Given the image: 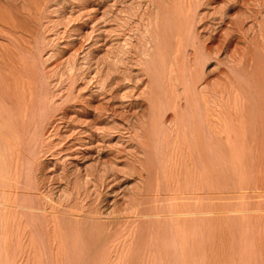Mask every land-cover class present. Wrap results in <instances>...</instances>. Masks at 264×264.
Segmentation results:
<instances>
[{"label":"bare ground","instance_id":"bare-ground-1","mask_svg":"<svg viewBox=\"0 0 264 264\" xmlns=\"http://www.w3.org/2000/svg\"><path fill=\"white\" fill-rule=\"evenodd\" d=\"M103 1L0 0V264H264V0Z\"/></svg>","mask_w":264,"mask_h":264},{"label":"rangeland","instance_id":"rangeland-1","mask_svg":"<svg viewBox=\"0 0 264 264\" xmlns=\"http://www.w3.org/2000/svg\"><path fill=\"white\" fill-rule=\"evenodd\" d=\"M104 3H106V4H108V0H104L103 1ZM69 3V4H68ZM71 1H67V5H68V7H70L71 6ZM142 7L144 6V7H146L148 4L147 3H145V5H144V3H143V1H142ZM74 6H75V4H74ZM137 8V7H136ZM103 15V13L101 14H99V17H100V19H99V22L100 23H98V22H96V23H94V25L95 24H97L98 26H96L95 25V29H94V31H92L91 33H90V35H89V31H91V28H89L88 27V29L86 30L87 32H88V34H86V35H88L87 36V39L85 40V39H81L80 37H76V43H75V50H74V52H75V54L77 53V55H75V58H74V61H75V63L77 62V66H78V63H79V66H80V68H79V66H78V68L77 67H75V72H77L78 73V75H77V77H78V79L80 80L81 79V73H83V72H85L86 71V69H87V71H86V73L88 72V73H91L90 75L93 77L95 74H93V71H96L95 69H97V64H94L93 66H92V68L90 67V69H89V66H91L92 64H89V59L91 58V59H94V62H95V60H96V58H98V57H101L102 55H103V53H105V50H107V47H106V45H107V43H108V40H110V37L108 38V36H109V34H108V32H107V28H108V23L106 22H104V19L105 18H103L104 16H102ZM105 21H107V20H105ZM134 24V23H133ZM133 24H131L132 26H134ZM144 24V23H143ZM94 25L92 26V27H94ZM137 25H138V23H137ZM136 25V26H137ZM131 26V27H132ZM144 26V25H143ZM98 27V28H97ZM134 28H135V26H134ZM134 28H132V30H134V32L132 31V35L135 33L136 34V28L134 29ZM144 28H145V26H144ZM104 29H106L105 30V32H104ZM100 31H102V32H100ZM102 34H104V35H102ZM96 36V37H95ZM98 36V37H97ZM133 36H135V35H133ZM132 36V40L134 41V42H136L135 40H137V37L135 36V37H133ZM105 37V38H104ZM136 38V39H135ZM99 39V40H98ZM62 40H63V38H62ZM62 40L60 39L58 42H62ZM98 40V41H97ZM79 41H81L80 43H82V44H80L79 43ZM54 43H56V41L54 42ZM54 43H53V45H51V46H48V47H52L51 49L49 48V49H47V51L49 50V52L52 54V52H55V50H56V53L57 54H59L58 53V51H57V49L56 48H58V47H56V48H54ZM101 43V44H100ZM79 44H80V47H79ZM96 44V45H95ZM77 45V46H76ZM81 45H82V47H81ZM88 45V46H87ZM90 45V46H89ZM60 47H62V46H60ZM55 50H54V49ZM77 48H78V50H77ZM92 48V49H91ZM106 48V49H105ZM91 49V50H90ZM51 50H53L52 52H51ZM95 50V51H94ZM101 50V51H100ZM64 53V55L65 56H69V55H71V54H69L71 51H66V53H65V51H63ZM73 52V53H74ZM92 52V53H91ZM49 53V54H50ZM55 53V55L56 56H58L57 54ZM82 53V54H81ZM87 54H88V56H87ZM91 54V55H90ZM133 54V55H132ZM94 55V56H93ZM131 55H132V57H131V59H132V61H134V59H136L137 57H139L138 55H139V51H137V53H131ZM59 56H61L60 54H59ZM82 56V57H81ZM92 56V57H91ZM49 57V58H48ZM50 57H52V58H50ZM84 57L85 58H89L88 59V63H86L85 62V59H84ZM45 58H46V60H45ZM45 58H44V62L43 63H41V65H42V67L40 66L39 68H40V71H41V68L44 70L45 69V72L47 73V75L49 76V78L47 79V83H49L48 84V86L50 87L49 89L52 91V93H54V95L56 96V97H54V101H58V100H56V98L58 99V98H60L61 96H59V95H61L62 93L64 94V92L65 91H67V88H68V84H69V78L67 77L68 76V72L69 71H71V68H69V66H68V68H69V71H68V69H67V67L65 66L66 65V63L65 64H63V67H62V65H60L61 66V68L59 67V66H57V69H56V63L55 62H57L55 59V56H54V58H53V55L52 56H49V55H47V57L45 56ZM49 60H48V59ZM221 58V57H220ZM217 58H213V59H211V60H208V61H206L207 63V65L205 64V63H203V65H205V66H200V68L202 67L203 69H204V72L206 73L205 75H207V74H211L209 77H214L215 76V74L217 73L218 74V71H219V65H220V63H219V60L217 59ZM48 60V61H47ZM51 61V62H50ZM136 61H137V59H136ZM136 61L134 62V63H136ZM45 62H46V65H45ZM48 62V63H47ZM53 62H54V64H53ZM82 62H83V64L85 65V67H84V65L82 64ZM91 62V61H90ZM92 62H93V60H92ZM217 62V63H216ZM219 63V64H218ZM81 64V65H80ZM217 64H218V66H217ZM45 65V67H43ZM54 65V66H53ZM135 67L134 68H136V65H134ZM65 67H66V69H65ZM137 67L138 68H140V66L139 65H137ZM222 67H224L223 65H221L220 66V68H222ZM218 68V69H217ZM64 69L66 70L65 71V73H66V75H65V73H64ZM76 69H78L77 71H76ZM85 69V70H84ZM137 69V68H136ZM63 70V71H62ZM91 70V71H90ZM217 70V71H216ZM42 72V71H41ZM54 72H57V73H54ZM60 72V73H59ZM203 72V71H202ZM203 72V73H204ZM208 72V73H207ZM216 72V73H215ZM43 73V72H42ZM214 73V74H213ZM55 76H54V75ZM60 74H61V76H60ZM80 74V75H79ZM216 74V75H217ZM51 77V78H50ZM50 79V80H49ZM59 79V80H58ZM82 80H80V82H81ZM94 81V80H93ZM93 81H92V83H91V87L93 88L94 86H95V84L93 83ZM51 82V83H50ZM52 84V85H51ZM63 86V87H62ZM52 87V88H51ZM61 88V89H60ZM64 89V90H63ZM54 90V91H53ZM60 90V91H59ZM59 91V92H58ZM58 93V94H57ZM59 100H61V99H59ZM49 157L47 156V159H48Z\"/></svg>","mask_w":264,"mask_h":264}]
</instances>
